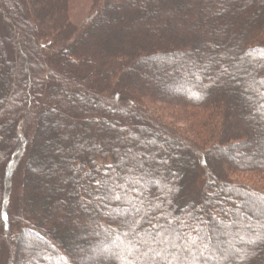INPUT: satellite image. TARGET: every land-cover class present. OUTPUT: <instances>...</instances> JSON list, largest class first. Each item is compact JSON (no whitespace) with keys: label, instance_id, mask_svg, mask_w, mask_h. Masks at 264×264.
<instances>
[{"label":"trees","instance_id":"16d2710c","mask_svg":"<svg viewBox=\"0 0 264 264\" xmlns=\"http://www.w3.org/2000/svg\"><path fill=\"white\" fill-rule=\"evenodd\" d=\"M70 1L0 0V264H264V0Z\"/></svg>","mask_w":264,"mask_h":264},{"label":"rangeland","instance_id":"374dc122","mask_svg":"<svg viewBox=\"0 0 264 264\" xmlns=\"http://www.w3.org/2000/svg\"><path fill=\"white\" fill-rule=\"evenodd\" d=\"M90 9H91V2L90 0H71L70 1V18L72 20L73 23L75 24H80L82 23L86 18L87 16L89 15V12H90ZM72 76L74 75L73 73L69 72ZM21 77H24L25 79H28L27 75H28V69L27 68H23V70L19 73ZM5 76V74H4ZM10 77V76H9ZM6 77L4 80L1 79L0 80V92H2L3 94H8L9 93V89L7 88L6 86V82L8 83H12L13 85V79L10 77ZM5 86H6V89H5ZM19 85H15L14 86V90H12L11 92L13 93L15 90H18ZM48 121L44 118L43 120V124H47ZM4 128V127H3ZM2 127H0V140H1V131H3ZM149 128H145L144 130H138L136 132L137 136L140 134V135H144V134H149ZM3 134V133H2ZM5 134V133H4ZM254 134V133H253ZM12 135V134H11ZM139 135V136H140ZM190 136V135H189ZM194 136V134H193ZM193 136H191L193 138ZM5 137V136H4ZM140 138V137H139ZM157 142H160L161 144L163 143L162 139L161 138H157L155 139ZM151 141H148V144H150ZM1 143V141H0ZM7 148V143H3V144H0V152L6 150ZM127 150L126 151H131V148L126 146ZM125 152V151H124ZM254 153H258V157H261V154H264V143L262 144V147H258L255 149V151L253 152ZM179 154V152H178ZM246 154V151H241L240 152V155H244ZM123 155H120V158L122 157ZM236 179L239 181V182H244L246 184H251L253 186H255V189L257 190H264V174H252V173H249V174H240L236 177ZM200 179L196 182V185H195V188L193 191H195L197 193V188L199 189L200 187ZM197 197V195H193L192 196V199H195ZM246 207L250 206V209H255V210H251V215L247 216V215H243L244 217L246 218H254V219H259V220H264V202L262 201H256L254 200L253 202H246L245 203ZM244 206V207H245ZM253 207V208H251ZM229 258L227 260L223 259L222 257L220 258H216V259H210V261H213V262H217L218 264H228V261L229 259L231 260L232 259V256L231 254L229 253L228 254Z\"/></svg>","mask_w":264,"mask_h":264},{"label":"snow or ice","instance_id":"6c2138e0","mask_svg":"<svg viewBox=\"0 0 264 264\" xmlns=\"http://www.w3.org/2000/svg\"><path fill=\"white\" fill-rule=\"evenodd\" d=\"M115 199L119 200V196H115ZM201 244L204 248H207V242L203 239ZM155 245V246H153ZM130 248L136 252V259L144 258L145 260L153 261V264H160L161 261L164 264H173V260L176 264H183V261L191 256L193 260L202 259L207 260L212 257H205L203 252H200L199 247H197V242L195 240H190L188 243L177 244L174 239L170 237L168 233L164 235L153 236L149 239H135V233H133V239L129 241ZM196 247L199 256L194 255L192 249ZM220 256L227 260L229 258L225 251L217 249ZM131 264V261L129 262Z\"/></svg>","mask_w":264,"mask_h":264}]
</instances>
